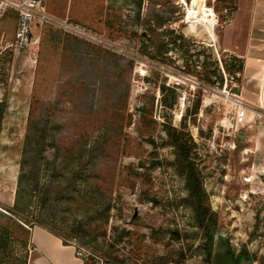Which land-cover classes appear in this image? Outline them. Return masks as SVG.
<instances>
[{
    "label": "rangeland",
    "instance_id": "obj_1",
    "mask_svg": "<svg viewBox=\"0 0 264 264\" xmlns=\"http://www.w3.org/2000/svg\"><path fill=\"white\" fill-rule=\"evenodd\" d=\"M200 2L70 0L64 23L86 35L47 12L27 50L0 12V213L42 224L83 264H264V49L246 79L227 43L238 0H206L204 17ZM174 134L193 140L200 200ZM20 182L36 191L9 214ZM8 231L7 264H23L32 239Z\"/></svg>",
    "mask_w": 264,
    "mask_h": 264
},
{
    "label": "crops",
    "instance_id": "obj_2",
    "mask_svg": "<svg viewBox=\"0 0 264 264\" xmlns=\"http://www.w3.org/2000/svg\"><path fill=\"white\" fill-rule=\"evenodd\" d=\"M69 2L70 0L67 2L68 7L64 14L53 12L54 8L52 10L49 8L46 13L48 12L49 16L59 19L65 17L62 23L67 22V18H71ZM76 26L79 27L78 24ZM229 27L231 29L227 32V43L233 50L236 48L234 47L236 43L242 45V54L236 51H233V54L238 56V58L241 56L240 58L245 60V78L250 80L259 74L256 69L261 64L262 51L264 49V2L261 0H238V6L232 16V20L229 22ZM240 29H244L241 34L238 32ZM74 37L82 38L78 35H74ZM246 95H248L250 102L257 103V94L255 92L247 91ZM36 236L45 242L43 246L36 241ZM31 239L34 249L29 253L28 264H83L75 256L72 247L64 246L59 238L41 227H35L32 230Z\"/></svg>",
    "mask_w": 264,
    "mask_h": 264
},
{
    "label": "trees",
    "instance_id": "obj_3",
    "mask_svg": "<svg viewBox=\"0 0 264 264\" xmlns=\"http://www.w3.org/2000/svg\"><path fill=\"white\" fill-rule=\"evenodd\" d=\"M226 68L229 70V67L227 65H226ZM172 139L174 140V144L176 147L177 162L179 166L184 170V173H185L186 189L190 193V196L200 200L202 197L203 189H202V185L200 183L199 177L197 175L196 169L194 168V164L192 163L191 146L194 145L193 140L190 137L186 139L184 136H177L176 134H174V137ZM34 191L36 190L35 189L30 190V189L23 188L20 182L18 185L17 191H16L14 206L8 209L7 212L9 214L25 212L29 208L30 201H28V198H30L29 196L31 192H34ZM207 212H208V209H204L200 205V209L198 212L200 218L203 219L205 215L207 214ZM0 217L1 219H4L5 224H6L5 229H3V231L0 233V264H7L6 260L8 257L9 240L10 238L11 239L14 238L13 234L12 233L10 234L8 230H10L13 227L17 228L19 233H21V235L25 236L26 238H29V235L31 237V232L29 231L27 224L19 225L13 220V217L7 214L0 213ZM37 226L44 228L42 224H39ZM27 258L23 264H28ZM92 260H93L92 257H90L88 262L84 264H93Z\"/></svg>",
    "mask_w": 264,
    "mask_h": 264
},
{
    "label": "built area",
    "instance_id": "obj_4",
    "mask_svg": "<svg viewBox=\"0 0 264 264\" xmlns=\"http://www.w3.org/2000/svg\"><path fill=\"white\" fill-rule=\"evenodd\" d=\"M13 10L17 17V27L14 33L13 46L17 50H27L33 44V31L36 27L49 22L42 0H6L0 4V12ZM63 28L71 29L74 35L84 37L86 32L79 27H72L67 23L61 24Z\"/></svg>",
    "mask_w": 264,
    "mask_h": 264
},
{
    "label": "bare ground",
    "instance_id": "obj_5",
    "mask_svg": "<svg viewBox=\"0 0 264 264\" xmlns=\"http://www.w3.org/2000/svg\"><path fill=\"white\" fill-rule=\"evenodd\" d=\"M194 5H197V2L194 3ZM205 11H206V0H201L197 10L193 11L195 13V15H201L202 17H204L205 15ZM212 35L215 38V34L212 33Z\"/></svg>",
    "mask_w": 264,
    "mask_h": 264
},
{
    "label": "water",
    "instance_id": "obj_6",
    "mask_svg": "<svg viewBox=\"0 0 264 264\" xmlns=\"http://www.w3.org/2000/svg\"><path fill=\"white\" fill-rule=\"evenodd\" d=\"M194 7H195V5H194Z\"/></svg>",
    "mask_w": 264,
    "mask_h": 264
}]
</instances>
